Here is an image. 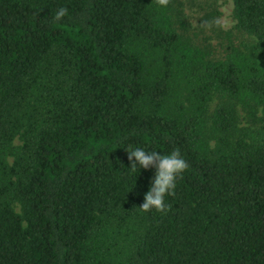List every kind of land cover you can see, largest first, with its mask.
Listing matches in <instances>:
<instances>
[{
    "label": "trees",
    "instance_id": "trees-1",
    "mask_svg": "<svg viewBox=\"0 0 264 264\" xmlns=\"http://www.w3.org/2000/svg\"><path fill=\"white\" fill-rule=\"evenodd\" d=\"M179 2L0 0V264H264V0L220 60ZM136 147L189 164L166 213Z\"/></svg>",
    "mask_w": 264,
    "mask_h": 264
},
{
    "label": "rangeland",
    "instance_id": "rangeland-1",
    "mask_svg": "<svg viewBox=\"0 0 264 264\" xmlns=\"http://www.w3.org/2000/svg\"><path fill=\"white\" fill-rule=\"evenodd\" d=\"M181 4V24H178L182 33L196 47L207 51L212 60L225 57L230 48L243 50L254 42V38L236 29L234 19V0H179ZM219 19L221 26L213 25L208 29L205 22ZM232 102L216 99L210 106L209 115L218 108ZM239 129L251 128L246 120V114L241 106H237ZM15 144H20L17 139ZM214 143H212L213 145ZM12 163V159L10 160ZM19 210V209H17Z\"/></svg>",
    "mask_w": 264,
    "mask_h": 264
},
{
    "label": "clouds",
    "instance_id": "clouds-1",
    "mask_svg": "<svg viewBox=\"0 0 264 264\" xmlns=\"http://www.w3.org/2000/svg\"><path fill=\"white\" fill-rule=\"evenodd\" d=\"M153 3L159 7H167L170 0H153ZM66 16H68L67 8L61 7L56 11L54 21L62 22ZM205 25L211 29L213 25L220 27L221 23L219 19H216L213 22H205L201 26ZM126 152L131 172H136L139 168L155 169V177L139 209L145 213L152 210L166 213L168 205L165 203V198L175 196L177 182L183 179L184 173L188 170V162L182 157L179 149H174L168 155H161L158 151L147 152L141 147L126 150Z\"/></svg>",
    "mask_w": 264,
    "mask_h": 264
}]
</instances>
